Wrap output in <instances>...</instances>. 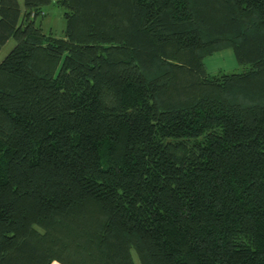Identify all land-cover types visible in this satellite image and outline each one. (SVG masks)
<instances>
[{
	"label": "trees",
	"instance_id": "1",
	"mask_svg": "<svg viewBox=\"0 0 264 264\" xmlns=\"http://www.w3.org/2000/svg\"><path fill=\"white\" fill-rule=\"evenodd\" d=\"M22 6L0 0V264H264V0ZM225 48L245 68L207 72Z\"/></svg>",
	"mask_w": 264,
	"mask_h": 264
},
{
	"label": "rangeland",
	"instance_id": "2",
	"mask_svg": "<svg viewBox=\"0 0 264 264\" xmlns=\"http://www.w3.org/2000/svg\"><path fill=\"white\" fill-rule=\"evenodd\" d=\"M20 10L22 9V0H16ZM34 23L39 25L44 33L51 32L54 36H62L64 28V19L62 9L54 3H49L42 7L40 13L35 16ZM15 41L12 37L0 46V60L12 48ZM205 70L209 73L215 72H240L245 66L236 62L230 48H225L213 53L203 59ZM134 264H138L135 253L131 251ZM50 264H59L52 261Z\"/></svg>",
	"mask_w": 264,
	"mask_h": 264
},
{
	"label": "crops",
	"instance_id": "3",
	"mask_svg": "<svg viewBox=\"0 0 264 264\" xmlns=\"http://www.w3.org/2000/svg\"><path fill=\"white\" fill-rule=\"evenodd\" d=\"M219 51H220V50H219ZM216 52H217V51H216ZM213 53H215V52H213ZM213 53H212V54H213ZM212 54H211V55H212Z\"/></svg>",
	"mask_w": 264,
	"mask_h": 264
}]
</instances>
